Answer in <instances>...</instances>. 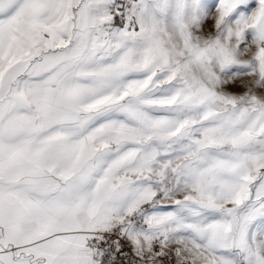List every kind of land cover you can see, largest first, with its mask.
Segmentation results:
<instances>
[{
    "label": "snow or ice",
    "instance_id": "1",
    "mask_svg": "<svg viewBox=\"0 0 264 264\" xmlns=\"http://www.w3.org/2000/svg\"><path fill=\"white\" fill-rule=\"evenodd\" d=\"M0 264H264V0H0Z\"/></svg>",
    "mask_w": 264,
    "mask_h": 264
}]
</instances>
